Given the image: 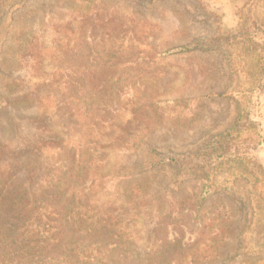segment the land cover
Wrapping results in <instances>:
<instances>
[{"label":"rangeland","instance_id":"rangeland-1","mask_svg":"<svg viewBox=\"0 0 264 264\" xmlns=\"http://www.w3.org/2000/svg\"><path fill=\"white\" fill-rule=\"evenodd\" d=\"M138 1L146 0H0V104L11 95L10 84L28 87L39 81L34 56L57 61V51L47 49L54 40L71 54L67 60L71 69L82 65L78 36L70 30L64 34L60 28L76 23L87 10L98 18L107 15L112 36L106 49L120 58L102 68L112 76L113 91L124 94L122 129L130 139L129 144L112 148L109 163L130 166L128 182L149 183L154 201L195 199L205 178L197 165L203 160L200 153H208L215 140L230 135L224 156L210 160L213 170L204 188L226 193L208 196L204 205L220 204L222 214L229 212L231 232L217 258L202 264H260L264 220L255 215L264 211V95L249 98L235 92L264 83L259 71L264 70V55L247 56L249 40L238 44L226 38L238 29L253 32L259 26L264 30V0H201L203 9L195 0ZM219 33L224 34L222 46L162 53ZM255 37L257 44L263 43L264 34ZM49 60L44 70L51 67ZM99 65L96 61L92 66ZM36 111L26 106L0 113V136L12 134L2 139L14 135L31 139ZM249 141L252 146H247ZM238 142L242 145H235ZM173 156L180 158L179 163H190L193 173L156 165ZM241 231L251 234L239 238Z\"/></svg>","mask_w":264,"mask_h":264},{"label":"trees","instance_id":"trees-1","mask_svg":"<svg viewBox=\"0 0 264 264\" xmlns=\"http://www.w3.org/2000/svg\"><path fill=\"white\" fill-rule=\"evenodd\" d=\"M194 2L205 7L201 0ZM110 23L107 15L98 18L87 10L76 23L65 24L60 31L75 32L82 44V65L71 69L67 61L71 54L54 40L47 49L57 51V61L34 56L39 81L28 87L10 84L13 91L0 104V113L26 106L37 110L31 139L0 136V264H202L217 258L230 235L229 212L222 214L220 204L204 205L208 196L226 193L204 188L213 170L210 160L224 156L230 135L215 140L208 153H200L203 160L197 165L205 178L195 199L154 201L149 183L128 182L130 166L109 163L115 145L130 143L122 129L124 94L113 91L112 76L102 68L120 58L106 49ZM247 31L228 32L226 39L238 44L249 40L246 55L258 52L262 57L264 41L257 44L255 34L264 30L258 26ZM223 35L196 38L162 53L206 51L222 46ZM47 60L51 67L44 70ZM96 61L100 68L92 66ZM259 71L264 77V70ZM235 93L249 98L264 95V83ZM179 161L166 157L156 165L193 173L190 163ZM255 216L264 220V211ZM249 233L241 231L239 238Z\"/></svg>","mask_w":264,"mask_h":264}]
</instances>
